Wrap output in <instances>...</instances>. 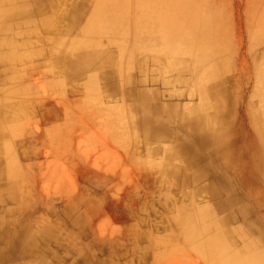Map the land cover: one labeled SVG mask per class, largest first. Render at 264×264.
<instances>
[{"label": "rangeland", "instance_id": "1", "mask_svg": "<svg viewBox=\"0 0 264 264\" xmlns=\"http://www.w3.org/2000/svg\"><path fill=\"white\" fill-rule=\"evenodd\" d=\"M44 13L41 27L13 29L27 58L0 64V264H220L207 244L221 236L222 255L264 253V0H49ZM92 42L113 57L112 80L86 61L69 70ZM16 57L1 40L0 63ZM140 87L174 112L151 121L155 138L125 96ZM9 101L23 105L20 128L18 107L1 116ZM45 226L72 242L38 243Z\"/></svg>", "mask_w": 264, "mask_h": 264}, {"label": "bare ground", "instance_id": "2", "mask_svg": "<svg viewBox=\"0 0 264 264\" xmlns=\"http://www.w3.org/2000/svg\"><path fill=\"white\" fill-rule=\"evenodd\" d=\"M8 1H12V0H0V3H5V2H8ZM43 3H44V0H37V9L38 11H41V8L43 6ZM97 9H99V11H102L101 13H95V18L97 21L95 22H98V23H103L105 25V18H104V3L101 4V5H98L95 9V12L97 11ZM121 12V11H120ZM119 14H113V22L114 24L116 25V23H119L120 24V21H121V18L120 16H118ZM212 16V15H211ZM209 18V16H208ZM40 19V18H39ZM206 19V18H204ZM208 20V19H206ZM47 21V20H46ZM204 27V26H202ZM213 26H210L209 24L205 25V30L206 31H210V28H212ZM110 28V27H109ZM102 30V29H101ZM100 28L96 27L95 29H93V32H104V31H101ZM110 30V29H109ZM117 30V29H116ZM163 31V34L166 38V42L167 44H165L162 49L163 50H168L169 52H171L172 54H176L178 53V45H170V42H169V35H168V32H165L164 33V30L161 29ZM202 30L204 31V29L202 28ZM212 30V29H211ZM129 31V30H128ZM127 31V32H128ZM95 34V33H94ZM125 35V34H124ZM116 37V36H115ZM114 37V39H115ZM100 38V37H99ZM109 39V38H108ZM2 45V44H1ZM86 49H84V52L80 53V54H77L78 56L75 57V55L73 56L74 59H71L70 60V63H69V70L72 71V70H75L76 68H78L81 64H82V61H86L87 64H86V69H83L85 71H98V74H96V76L98 75V77L102 80H105V79H108V80H112V77L114 75H118V72H116L114 69H112V66L115 64V61L113 59V57L110 55V53L107 51V50H104L103 48H101L99 45H97L96 43H90L87 47H84ZM204 48V47H203ZM94 49H97V51L94 52ZM82 50V49H81ZM79 52V51H78ZM12 54V53H11ZM9 55V54H8ZM12 58V57H11ZM69 62V61H68ZM90 62V63H89ZM116 65V64H115ZM114 65V66H115ZM122 70V69H121ZM122 74V73H121ZM96 76L93 77L94 81H96ZM120 81V80H119ZM258 81V80H257ZM115 83V82H114ZM165 85V83H163ZM122 85V84H121ZM215 85V83H214ZM143 86V84H142ZM211 85L208 83L207 85V90L208 92V97L211 99V100H216L219 98V95H218V91L217 89H214V90H211ZM142 87H140L139 90H133V91H130V90H127V95H125L128 99H131L133 102L131 103V106H132V109H133V112L135 113L136 115V118H137V123L138 125L141 127V129L144 131L145 135L148 137V138H155V136L158 137V135L156 134V132H153L152 129L148 128V127H151V125L153 124H150L151 121L154 122L155 121V124H156V121L159 120V118L161 119L162 117H173L174 116V112H171L165 105L163 106V104H158V101H159V96L157 94H155L154 92H148V91H145V90H142L141 89ZM119 90H121L120 88H118ZM136 89V88H135ZM221 93V92H220ZM164 94V93H163ZM166 94V93H165ZM222 94V93H221ZM223 95V94H222ZM264 96V95H263ZM163 97V96H162ZM184 102V101H183ZM188 103V102H187ZM215 103V107H218V104H217V101L214 102ZM263 103V102H262ZM212 105V106H213ZM5 106V105H4ZM214 108V107H213ZM205 111V110H204ZM215 111V110H213ZM262 111V110H261ZM155 112H158L160 113V117H154V114ZM207 113V112H206ZM192 114H195V116L197 117V122H196V126H199V127H203V121L205 120V117L208 116V114L203 117V110H202V107L201 106H198L196 107L195 109H193L192 111ZM191 117V116H190ZM259 117V116H258ZM262 118V117H261ZM165 119V118H164ZM178 119V118H176ZM260 120V119H259ZM168 121V120H166ZM175 121V120H174ZM262 121V120H261ZM9 121L8 120H4L2 123L0 121V127L1 128H6L8 125H9ZM187 123V122H186ZM209 123V122H208ZM189 125V123H188ZM14 127V124L12 125ZM184 126V125H183ZM13 127H11V130H13ZM177 127V126H176ZM190 127V126H189ZM201 127V128H202ZM181 128V127H180ZM179 128V129H180ZM183 129V128H182ZM185 129V127H184ZM170 130V128H169ZM211 130V129H210ZM5 131V130H4ZM8 131V130H7ZM172 131V130H170ZM180 131V130H179ZM160 133V132H159ZM167 133V132H166ZM165 133V134H166ZM188 133V132H187ZM170 135V134H169ZM192 135V134H191ZM162 136V135H161ZM166 136V135H165ZM170 137V136H169ZM179 138V137H178ZM177 138V139H178ZM4 140V139H3ZM6 142V141H5ZM4 147V150L5 149H9V145H7L5 143V145L3 146ZM8 150H6V153H7ZM186 150L182 147H178L177 148V152L178 154L182 153L181 155H185L184 152ZM5 154V153H4ZM10 154L8 152L7 156H6V160H10ZM4 156V155H3ZM186 161L189 163L187 166L188 167H192V166H195V162L191 159H186ZM263 162V161H262ZM14 166V164H13ZM10 167V166H9ZM198 168V167H197ZM11 169H13L11 167ZM202 170V169H201ZM12 174V172L10 173ZM14 174V173H13ZM172 174V173H171ZM174 174V173H173ZM255 175V174H254ZM14 176V175H13ZM185 176V175H184ZM185 179V178H184ZM179 180V179H178ZM189 180V179H188ZM194 180V178H191V182ZM256 180V179H255ZM261 180V179H260ZM187 182V181H186ZM261 182V181H260ZM187 186V185H186ZM208 186V185H207ZM215 186V185H214ZM213 186V187H214ZM218 192V190H216ZM264 192V191H263ZM219 193V192H218ZM13 194V193H12ZM264 194V193H263ZM222 196V195H221ZM210 197V196H209ZM224 199V198H223ZM207 211V210H206ZM199 213V212H198ZM215 215V214H214ZM188 219H191L190 216L188 217ZM195 219H197V217L195 218L194 217V221ZM204 219V215H202L199 219V222L200 221H203ZM5 220V219H4ZM178 221V220H177ZM213 221V220H212ZM225 223V222H224ZM194 228L197 227V222L194 223V222H191L190 220V224L189 225H195ZM188 225V226H189ZM211 227H214L216 228V224H211L210 225ZM221 226V225H220ZM6 227V226H5ZM9 227V226H8ZM46 229L45 230V233H48L49 230L47 229V226H45ZM172 228V227H171ZM200 228V232L199 234L204 230L203 227H199ZM196 231L198 229H195ZM194 231V230H193ZM204 232V231H203ZM196 234V233H195ZM3 235V234H2ZM202 235V234H201ZM222 237V236H221ZM221 237H218V238H215L213 237L207 244V249L210 247L211 248V251L213 250V253H214V257L211 259L212 263H214V260L217 258H219V261H220V264H264V253H262L260 256L258 255L257 253V256L255 254L252 255V257H250L249 255V258H244V259H240L239 256L236 257V255H231V254H227V255H222L220 253H222L224 251V249L226 248L227 246V240L224 238H221ZM194 240V237H190ZM222 239V240H219V239ZM52 239V238H51ZM190 240V239H189ZM201 240V238H200ZM218 240V241H217ZM8 243V242H7ZM39 243V241H38ZM253 245V244H252ZM38 247V246H37ZM73 249V248H72ZM229 249V248H228ZM195 250H199L198 248H196ZM200 251V250H199ZM2 252V251H1ZM31 252V251H30ZM28 253V252H27ZM75 253V252H74ZM218 253V254H217ZM256 253V252H255ZM30 255V254H29ZM55 259H57L55 257ZM36 260V259H35ZM3 261V259H2ZM18 261V260H16ZM60 261V260H59ZM58 261V262H59ZM11 262V261H10ZM57 262V263H58ZM25 263V262H23ZM61 263V262H60Z\"/></svg>", "mask_w": 264, "mask_h": 264}, {"label": "crops", "instance_id": "3", "mask_svg": "<svg viewBox=\"0 0 264 264\" xmlns=\"http://www.w3.org/2000/svg\"><path fill=\"white\" fill-rule=\"evenodd\" d=\"M24 1L25 0H15V1H8L5 2L4 6L0 9V19L6 18V23L9 25V27L12 29L11 31H0V41L6 38H9L12 40V42L15 44L16 46V53H17V57L9 60V61H5V62H1L0 64H7L9 65H14V63H18L20 60L27 58L22 56L21 53L19 52V47L21 46L20 41H16L15 39V33L13 29H16L20 26H30L32 24H35V26L41 27L42 22L44 21L43 19H46L45 16V9L48 6L49 0H45V3L43 4V8L41 9V11L36 10L37 7V0H33V5L31 8H28L27 6L24 5ZM21 14H24L23 16ZM21 16V17H18ZM40 18V19H39ZM36 20V22H35ZM46 25V22L44 23ZM18 26V27H16ZM10 50L9 48H4L2 49L1 53L4 55L9 54ZM10 80L11 81H15L18 80V74H16L13 69L10 67ZM21 88H24L22 86H19ZM3 91H7L8 94L10 95H15L16 92L19 91V89H14V88H8V89H4ZM2 91V92H3ZM23 106V105H22ZM20 104V101L18 102H10L9 104H6L5 107L7 109L3 110L1 113L2 118H7L10 116V111L13 113L17 107L20 109V107H22ZM22 111L20 109V114H19V118L18 123L19 124L21 122V114ZM20 124H19V128H20ZM18 128V129H19ZM18 131L13 135V136H8L5 139H13L16 138ZM0 164H3V162H1ZM1 166V165H0ZM4 186V185H3ZM42 236L40 239H38V241H42V240H53V241H59L60 243H68V242H72V237L70 235H68L67 233H64L63 235L59 233V235H54L50 232L48 233H41ZM52 238V239H51ZM37 261H33L31 264H37Z\"/></svg>", "mask_w": 264, "mask_h": 264}]
</instances>
